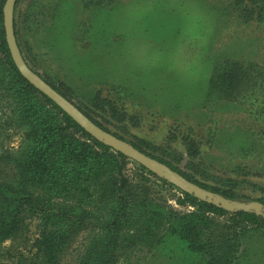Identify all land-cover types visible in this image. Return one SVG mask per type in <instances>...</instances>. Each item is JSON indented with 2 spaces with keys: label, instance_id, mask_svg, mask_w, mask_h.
Wrapping results in <instances>:
<instances>
[{
  "label": "trees",
  "instance_id": "obj_1",
  "mask_svg": "<svg viewBox=\"0 0 264 264\" xmlns=\"http://www.w3.org/2000/svg\"><path fill=\"white\" fill-rule=\"evenodd\" d=\"M21 1H17L16 11ZM84 1L55 0L56 4L50 8L52 14L44 15L42 3L31 0L25 12L27 19L20 22L21 27L15 13L17 42L34 72L39 59L23 33L28 31V22L33 21L31 25H38V30L43 24L41 20L45 21L46 17L59 22L57 26L66 22L70 29L79 13L76 5L80 8ZM105 1L96 4L101 12L105 10H102ZM223 2L227 4L229 14H236L245 22L264 25V0ZM5 3L6 0H0V116L3 114L1 117L4 118L0 123L7 130L21 132L22 142L17 150L7 149L0 158V264H62L63 254L81 232L91 233V240L75 264H121L131 256L140 258L144 252L155 260L160 258L163 264H264L262 216L243 211L231 214L201 202L136 163L150 177L177 190L181 194L177 200L179 206L194 211L176 213L155 203L150 198L151 186L134 185L126 176L133 161L93 139L23 78L6 40ZM75 9L77 14H74ZM218 9L211 7L208 10L220 12L225 8ZM96 23L92 32L91 29L88 31V38L96 43L105 42L106 49L111 36ZM209 69L206 68L204 80L207 82L199 103L231 102L238 98H241L240 104L250 102L241 95L249 91L246 90L249 75L241 64L212 62ZM42 78L97 126L167 165L190 182L230 200L256 201L264 205V172L260 181H255L251 178L252 172H246L245 168L237 166L224 170L212 161L214 159L205 160L206 149L202 147L201 136L185 124L159 122L163 130L174 134L185 147L189 159L184 170L149 154L142 144L129 142L107 127L111 123L109 119L119 123L129 116L128 101L132 103L135 98L151 103L149 89H137L130 83L122 85L118 81L108 84L117 95L115 101L109 99L110 95L103 98L102 93L97 92L84 108L73 102L71 90L65 84L57 85ZM261 88L264 89V82ZM194 102H190L191 106ZM175 103L177 109L186 106L180 100ZM133 104H130L131 108H135ZM101 113L105 115L103 123L96 118L101 117ZM151 116L152 122L158 121L157 112ZM260 122L264 123V120ZM207 139V144H213L212 136ZM144 142L150 148L151 143L146 139ZM7 242L18 245L13 251L11 247H3Z\"/></svg>",
  "mask_w": 264,
  "mask_h": 264
},
{
  "label": "rangeland",
  "instance_id": "obj_2",
  "mask_svg": "<svg viewBox=\"0 0 264 264\" xmlns=\"http://www.w3.org/2000/svg\"><path fill=\"white\" fill-rule=\"evenodd\" d=\"M30 1L22 0L17 11L15 9L19 24L27 19L25 12ZM36 1L44 6V15L52 14L50 8L56 4L55 0ZM103 1L85 0L80 8L77 4L79 13L75 9L77 17L71 30L66 22L57 26V22L46 17L45 21L40 18L43 24L38 30V25L28 22V31L23 33L39 59L36 73L57 85L65 84L71 90L73 102L84 108L97 92H101L103 98L110 95L109 99L115 101L117 95L108 84L118 81L122 85L130 83L137 89H149L151 103L135 98L132 103L128 101L129 116L119 123L109 119L111 123L107 127L129 142L142 144L149 154L184 170L189 159L185 147L174 134L163 130L160 123L166 120L171 125L185 124L201 136L202 147L206 149L205 160L214 159L212 161L224 170L245 168L246 172H252V179L260 181L264 172V123L260 122L264 120V89L261 88L264 25L245 22L236 14H229L223 0H106L102 8L105 10L101 12L96 4ZM211 7L225 9L217 13L208 10ZM94 23L103 26L111 36L108 48H104L105 42L96 43L88 38ZM211 61L217 64L235 61L245 68L249 75L246 90L249 91L241 95L249 103L240 104L241 98L231 102L199 103L207 82L204 80L206 68L209 69ZM116 77L119 80H114ZM178 100L186 106L177 109ZM192 100L195 102L191 106ZM154 112L159 114L157 122H152ZM1 116L0 122L4 119ZM257 116L262 117L257 121ZM96 118L103 123L105 115L101 113V117ZM211 136L213 144H207ZM145 139L151 143L150 148ZM21 142V132L7 130L0 123V158L7 149L17 150ZM126 176L134 185L151 186L150 198L155 203L176 213L194 211L179 206L177 200L181 194L150 177L136 163H130ZM90 240L91 233L77 235L63 254L62 264H75ZM17 245L7 242L3 247L14 251ZM162 262L144 252L140 258L131 256L121 264Z\"/></svg>",
  "mask_w": 264,
  "mask_h": 264
},
{
  "label": "water",
  "instance_id": "obj_3",
  "mask_svg": "<svg viewBox=\"0 0 264 264\" xmlns=\"http://www.w3.org/2000/svg\"><path fill=\"white\" fill-rule=\"evenodd\" d=\"M18 0H6L4 6V27L7 44L15 66L25 80L33 85L42 94L54 102L64 113L73 119L93 139L103 143L117 153L144 167L158 178L170 183L183 193L193 196L197 200L219 208L228 213L246 212L255 213L264 218V205L253 201L239 202L224 198L210 192L184 178L167 165L147 156L133 145L106 132L92 122L76 105L64 98L52 88L38 73L34 72L25 61L19 48L14 30L15 9Z\"/></svg>",
  "mask_w": 264,
  "mask_h": 264
}]
</instances>
